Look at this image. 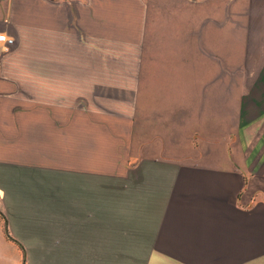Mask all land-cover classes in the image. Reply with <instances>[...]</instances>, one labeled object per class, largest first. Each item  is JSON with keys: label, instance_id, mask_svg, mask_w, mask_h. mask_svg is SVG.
<instances>
[{"label": "crops", "instance_id": "0c3cea01", "mask_svg": "<svg viewBox=\"0 0 264 264\" xmlns=\"http://www.w3.org/2000/svg\"><path fill=\"white\" fill-rule=\"evenodd\" d=\"M160 1H164L161 6H176V18L159 19L155 26L159 30H153L146 23L151 0H33V6L46 10L43 17L47 23L49 60L47 68H41L36 75L44 74L41 82L48 89H55L62 85L61 76L77 73L67 63L72 59L71 46L84 36L83 32L95 33L105 43H131L135 29L141 27L138 32L146 43L148 35L171 33L169 27L175 28L174 33L178 29L183 32L191 21V67L182 56L175 59L176 66L172 65L173 57H166V66L143 68L131 63L121 73L174 75L176 84H191L196 89L201 74L213 73L201 71L199 47L195 46L200 44V24L208 28L213 25V21L208 20L206 25L205 20L201 21L200 6H264V0ZM15 3L0 0L6 11ZM183 6L192 7L191 20L184 18L189 13L184 12ZM4 23L7 31L14 25L8 17ZM261 33L256 43L264 48V23ZM14 57L19 55L15 53ZM257 59H261V64L254 69L246 66L247 74L254 71L257 76L255 83L246 84L256 92L254 144L253 137L237 145L231 136L220 135L225 129L217 127L215 111L207 110L201 116L198 95L187 102H166L171 107L167 116L157 108L150 111V124L144 121L145 140L149 135L154 143L133 153L142 158L131 162V206L121 207L119 174H108L97 184L96 193L87 190L81 197L78 226L65 230L58 218L63 219L64 225L66 212L59 213L62 217L53 213L58 217H53L48 238H40L39 232H24V222L19 220L26 214L12 210L13 198L17 196L7 195L0 184V264H264V53ZM39 80L38 76L37 84ZM202 81L204 85L210 79ZM232 105L228 99L202 102L203 107L224 108L223 120L218 124L229 121ZM184 119L197 135L209 129L216 135L209 136L212 141L206 146L202 142L189 146L190 140L184 142L180 132ZM252 124L247 123L240 131L249 130ZM131 127V139H135V116ZM3 135L11 137L8 132ZM5 144L0 142V147ZM95 167L104 169L103 164ZM111 169L118 172V168ZM121 211L127 225L121 221ZM46 250L50 254L34 253Z\"/></svg>", "mask_w": 264, "mask_h": 264}, {"label": "rangeland", "instance_id": "374dc122", "mask_svg": "<svg viewBox=\"0 0 264 264\" xmlns=\"http://www.w3.org/2000/svg\"><path fill=\"white\" fill-rule=\"evenodd\" d=\"M15 1L8 11L0 6V31H7L4 20L8 17L14 25L7 29L17 38L8 51L10 54L0 58V131L11 134L7 138L0 132V142L6 143L0 147V184L7 195L17 196L13 198L12 210L26 214L19 220L24 222L25 233L39 232L40 238H48L53 217H62L59 213L63 212L65 224L62 218L58 219L65 230L78 226L81 197L87 190L96 193L97 184L108 174H119L121 207L131 206V162L136 157L142 158L141 154L133 153L142 152L145 145L154 143L149 135L145 140L144 121L149 125L150 111L157 108L163 109V116H167L171 107L166 102H187L198 95L201 116L214 110L217 127L225 129L220 135L231 136L237 145L250 137L255 143L256 92L246 84L255 83L257 76L254 71L247 74L246 66L254 69L261 64L257 56L264 53V48L256 41L262 35L264 6H200L201 21L205 20V25L208 20L213 21L209 28L200 24V44H195L199 47L201 71L213 72L200 75V89L182 82L176 84L174 75L121 73L131 63L143 68L166 66V57H173L172 65L176 66L175 59L182 56L191 67V21L183 32L178 29L174 33L175 28L169 27L171 33L157 31L146 36V43L138 32L141 27L135 29L131 43H105L95 33L83 32L84 36L71 46L72 59L67 63L78 72L61 76L62 85L48 89L41 82L44 74L36 75L49 65L47 23L43 17L46 10L33 6V0ZM161 2L164 1L151 0L152 6L147 7L146 23L153 30H159L155 28L159 19L176 18V6H161ZM183 8L189 13L184 18L191 20L192 7ZM15 53L19 58L14 57ZM205 78L210 81L203 85ZM209 99L232 101L228 122L218 124L223 120V107L202 106ZM134 116L136 136L131 139ZM186 122L184 119L180 132L184 142L190 140L189 146L192 142L193 146L198 142L206 146L212 141L209 136L216 135L212 129L197 135ZM247 123H253L250 129L240 131ZM96 164H103L104 169L95 170ZM124 214L121 211V221L127 225ZM34 253L50 254L48 250Z\"/></svg>", "mask_w": 264, "mask_h": 264}, {"label": "built area", "instance_id": "2783aa9c", "mask_svg": "<svg viewBox=\"0 0 264 264\" xmlns=\"http://www.w3.org/2000/svg\"><path fill=\"white\" fill-rule=\"evenodd\" d=\"M0 58L2 55L9 51L16 43V37L10 34L8 31H0Z\"/></svg>", "mask_w": 264, "mask_h": 264}, {"label": "snow or ice", "instance_id": "6c2138e0", "mask_svg": "<svg viewBox=\"0 0 264 264\" xmlns=\"http://www.w3.org/2000/svg\"><path fill=\"white\" fill-rule=\"evenodd\" d=\"M0 39H2V37H0Z\"/></svg>", "mask_w": 264, "mask_h": 264}]
</instances>
